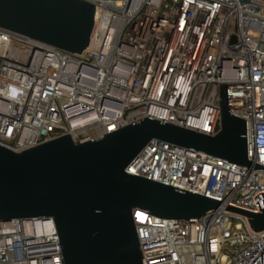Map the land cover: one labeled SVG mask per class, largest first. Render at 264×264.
I'll return each instance as SVG.
<instances>
[{"label":"built area","instance_id":"obj_1","mask_svg":"<svg viewBox=\"0 0 264 264\" xmlns=\"http://www.w3.org/2000/svg\"><path fill=\"white\" fill-rule=\"evenodd\" d=\"M98 18L72 52L0 26V143L76 142L144 116L215 134L220 83L264 165V0H87ZM126 171L261 211L264 168L152 138ZM143 264H264V228L216 207L200 217L133 212ZM53 216L0 219V264H65Z\"/></svg>","mask_w":264,"mask_h":264},{"label":"water","instance_id":"obj_2","mask_svg":"<svg viewBox=\"0 0 264 264\" xmlns=\"http://www.w3.org/2000/svg\"><path fill=\"white\" fill-rule=\"evenodd\" d=\"M96 4L87 0H0V26L72 52L91 41ZM221 125L215 134L144 116L76 142L69 133L22 150L0 143V219L53 216L65 264H143L134 209L193 218L216 207L248 215L264 228L261 211L126 171L152 139L264 168L247 151L246 118L231 112L227 82L220 83Z\"/></svg>","mask_w":264,"mask_h":264}]
</instances>
